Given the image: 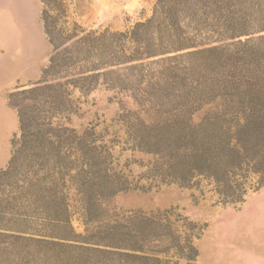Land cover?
Listing matches in <instances>:
<instances>
[{
	"label": "rangeland",
	"instance_id": "1",
	"mask_svg": "<svg viewBox=\"0 0 264 264\" xmlns=\"http://www.w3.org/2000/svg\"><path fill=\"white\" fill-rule=\"evenodd\" d=\"M67 2V26L101 33L146 21L157 0ZM43 9L41 0L0 3L14 44L10 49L7 33L0 34V173L20 132L8 96L39 82L53 55ZM181 25L195 47L108 67L87 95L70 87L71 110L61 120L94 142L92 175H67L69 221L31 224L36 232L23 236L40 241L9 238L17 247L0 251V264H264L260 176L245 164L236 169L231 185L243 184L242 201L233 202L225 178L219 183L191 169L218 175L228 145L241 141L234 134L244 115L264 116V0L211 1ZM13 196L11 187H0L4 223L20 208ZM29 199L30 211L44 216L45 194Z\"/></svg>",
	"mask_w": 264,
	"mask_h": 264
},
{
	"label": "trees",
	"instance_id": "2",
	"mask_svg": "<svg viewBox=\"0 0 264 264\" xmlns=\"http://www.w3.org/2000/svg\"><path fill=\"white\" fill-rule=\"evenodd\" d=\"M41 1L44 4L45 31L53 44V55L39 82L20 87L8 96L9 105L17 110L20 132L13 139L8 166L0 173V187H11L14 196L10 200L19 203L20 208L7 223L0 218V251L17 247L9 238L40 241L23 236V233L36 232L31 224L38 220L48 221L46 226L51 227L69 221L65 215L63 194L66 176L75 169L78 171L74 177L83 173L86 177L92 175L88 170H91L95 158L94 142L87 136H78L75 129L61 120L71 110L70 87L87 95L98 77L111 73L105 70L108 67L195 47L186 41L182 18H190L205 4L221 0H157L153 16L146 21L138 22L125 32L106 29L101 33L84 28L77 22L67 26L70 22L67 0ZM244 116V123L234 134L241 141L228 145L230 153L227 157H220L217 167L222 168L218 175L210 167H191L198 174L219 183V177L225 178L230 190L226 194L232 197L233 202L242 201L240 192L243 184L236 182L231 185V176L243 164L259 175L260 185H264V116L252 120L249 115ZM55 118L59 119L55 121ZM79 161L80 165H88L89 168L81 169L77 165ZM35 191L44 193L50 206L51 211L47 212V208L44 216L43 213L38 215L30 211L29 204L34 200H30L29 196ZM113 244L115 247H127L118 242ZM179 247L184 249V246ZM134 250H141V247L136 245ZM155 260L161 261L158 258Z\"/></svg>",
	"mask_w": 264,
	"mask_h": 264
},
{
	"label": "bare ground",
	"instance_id": "3",
	"mask_svg": "<svg viewBox=\"0 0 264 264\" xmlns=\"http://www.w3.org/2000/svg\"><path fill=\"white\" fill-rule=\"evenodd\" d=\"M13 1H14V0H0V3H1V4H5V3H7V8H8V7H11V8H12ZM13 8L15 9V6H14ZM21 8H22V7H21ZM16 9H17V6H16ZM16 12H17V10L14 11V14H16ZM4 13H5V12H2L1 15H0V34H5V33H7V34H6V39H7V41L10 42V49H11V48H13L14 44L12 43V45H11L12 39L9 37V32H6L5 29H4V28H5V27H4V20H3ZM8 49H9V48H8ZM10 49H9V50H10ZM6 51L9 52L7 49H6ZM21 57H22V56H21ZM23 58H24V57H23Z\"/></svg>",
	"mask_w": 264,
	"mask_h": 264
}]
</instances>
